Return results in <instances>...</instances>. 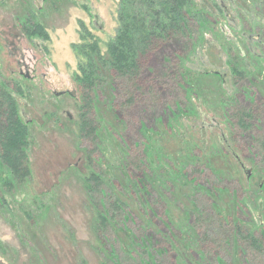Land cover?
Masks as SVG:
<instances>
[{"label": "rangeland", "instance_id": "rangeland-1", "mask_svg": "<svg viewBox=\"0 0 264 264\" xmlns=\"http://www.w3.org/2000/svg\"><path fill=\"white\" fill-rule=\"evenodd\" d=\"M118 7V0H0V92L14 85L10 93L30 131L28 173L16 174L0 149V264H104L85 183L92 172L114 184L107 192L132 187L120 199L138 217L134 229L151 226L147 214L155 206L157 248L176 238L158 264L172 258L173 264H244L233 221L264 241V0H194L203 19L194 32L186 103L178 98L172 106L180 111L142 126L137 116L130 119L137 134L115 116L112 80L103 69L93 145L80 130L75 74L83 56L76 46L83 22L107 59ZM37 24L48 39L33 33ZM249 113L253 119L238 125ZM234 154L253 171L250 179ZM126 165L142 178H129ZM125 234L118 230L112 244L138 251L136 238ZM254 263L252 256L247 264Z\"/></svg>", "mask_w": 264, "mask_h": 264}, {"label": "trees", "instance_id": "trees-1", "mask_svg": "<svg viewBox=\"0 0 264 264\" xmlns=\"http://www.w3.org/2000/svg\"><path fill=\"white\" fill-rule=\"evenodd\" d=\"M118 1L119 25L116 36L107 46L108 58L105 59L102 55L100 40L95 39L83 22L80 24L81 44L80 47L76 46L78 54L83 56L79 70L75 74L77 89L82 93L79 106L80 130L82 140L93 145L98 128L94 106L95 91L100 86L103 69L109 70L112 80L115 116L120 122L129 125L136 134L139 131L130 124V119L133 121L135 116L142 126L143 121H158L163 119L166 113L180 111L178 104L175 103V106L172 104L180 97L183 99L185 97L186 103L188 95L186 89L191 84L190 75L194 72L187 69L193 68L194 32L199 28L198 24L201 26L203 19L201 14L198 15L193 10L194 0ZM34 28L36 31L33 33L48 39L46 30L41 24L35 25ZM89 40L94 41L90 43ZM85 49L87 53H84ZM239 71L235 69L234 74L244 76V71ZM214 75L222 77L220 72ZM15 89L14 85H8V92L4 89L0 92V111L3 116L0 122V149L3 162L10 165L16 174H20L29 172L27 150L30 145V131L28 125L24 124L19 116L18 101L10 93L16 92ZM135 103L136 106L132 107ZM238 111L240 112L239 108ZM252 119L253 116L250 113L242 114L238 125L245 120L250 122ZM248 126L251 125L247 124L245 128ZM93 154L96 153L93 152ZM89 157L93 162L92 156L89 155ZM125 169L129 178L135 182L142 178V172L137 174L139 177L131 175V169L135 171V168L126 165ZM106 181L102 175L94 172L85 180L92 210L97 215L98 224L94 230L96 235L98 234L100 244L103 245V250L99 248V252L105 260L104 264H120V262L131 264V260L135 263L136 257L139 258L138 264H158L161 254L169 253L168 245L174 247L176 238L173 240L171 237L172 241L169 244L164 243L163 247L160 245L157 248L156 238L159 234L155 228L159 227L156 222L160 215L155 206L149 210L148 214L144 207H141V211L151 218V226L148 228L140 223L136 227L137 230L134 229V219L138 220V217L134 210L120 199V195L129 198V190L132 187H127L126 191L121 188L117 191L113 190L114 192H107L108 185L112 187L114 184H109L110 181L106 183ZM116 185H120L117 180ZM140 186L138 184V187ZM141 196L144 198L143 195ZM221 222L226 225L223 219ZM129 223L132 225L129 226ZM245 227L242 226L241 221L232 223L233 235L239 238L241 245V261L247 264L253 256L254 264H264V241L256 238ZM166 228L170 232L169 227L166 226ZM118 230L124 235L128 233L136 238L134 243L138 251L133 250L130 254V251H126L125 248L112 244L111 236L118 237ZM206 234L207 232L204 236ZM115 241L114 239L113 242ZM208 252L210 251L204 252L206 257ZM246 252L248 255H245ZM201 257L203 258V254ZM214 257L217 263L221 261L220 253L215 252ZM176 262L177 259L172 258L171 264Z\"/></svg>", "mask_w": 264, "mask_h": 264}, {"label": "flooded vegetation", "instance_id": "flooded-vegetation-1", "mask_svg": "<svg viewBox=\"0 0 264 264\" xmlns=\"http://www.w3.org/2000/svg\"><path fill=\"white\" fill-rule=\"evenodd\" d=\"M239 166L245 174H246V172H249V173H251V176H252L253 171L251 169H247L246 164L243 162V160L240 157H239Z\"/></svg>", "mask_w": 264, "mask_h": 264}, {"label": "water", "instance_id": "water-1", "mask_svg": "<svg viewBox=\"0 0 264 264\" xmlns=\"http://www.w3.org/2000/svg\"><path fill=\"white\" fill-rule=\"evenodd\" d=\"M234 156L236 157V159H237V161H238V163H239V156H238L237 154H234ZM245 175H246L247 179H250V177H251V173L246 172Z\"/></svg>", "mask_w": 264, "mask_h": 264}]
</instances>
